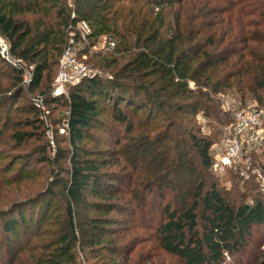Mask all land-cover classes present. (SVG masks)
Listing matches in <instances>:
<instances>
[{
  "label": "trees",
  "instance_id": "1",
  "mask_svg": "<svg viewBox=\"0 0 264 264\" xmlns=\"http://www.w3.org/2000/svg\"><path fill=\"white\" fill-rule=\"evenodd\" d=\"M66 1L0 0V38L22 64L14 67L0 55V147L6 131L11 149L33 140L39 143L34 148L37 164L55 170L47 190L54 186L63 191L61 217L70 233L69 238L57 237L48 225L53 220L52 198L10 202L0 211L5 241L0 242L1 264H77V247L94 261L91 264H127L129 254L115 238L122 229L123 235L142 227L147 219L157 249L179 264L252 263L250 253L243 251L252 233L264 230V196L252 184L240 186L235 176L229 189L221 187L212 172L213 145L232 116L211 97L231 90L242 98L264 95V0H76L72 8ZM168 8L173 10L170 32L162 36ZM78 21L91 28L90 47L108 36L121 58L103 56L95 63L106 71L101 80L84 79L68 87L66 98H53V76ZM80 55L88 60L94 54L83 45ZM122 55L126 59L119 63ZM30 67V82L24 85V69ZM22 99L25 108L19 109ZM35 99L45 108L59 103L66 109L64 143L69 151L51 147L46 133L53 122L49 116L44 121ZM200 113L217 124L209 135L194 124ZM104 115L123 127L124 138L117 129L113 148H85L92 131L112 135L100 119ZM128 148L134 155L129 160L123 155ZM48 150L55 151L53 157ZM135 160L138 163L129 166ZM64 163L66 169L61 168ZM9 168L0 167V191L9 188L10 180H22L21 175L7 178ZM137 188L143 196L138 212L120 202ZM151 188L156 207L154 200L146 201ZM29 205L38 207L35 222L32 211L28 219L22 214ZM81 206L94 216L80 220L84 240L79 242L75 208ZM155 212L158 218L152 216ZM44 235L49 238L42 243Z\"/></svg>",
  "mask_w": 264,
  "mask_h": 264
},
{
  "label": "rangeland",
  "instance_id": "2",
  "mask_svg": "<svg viewBox=\"0 0 264 264\" xmlns=\"http://www.w3.org/2000/svg\"><path fill=\"white\" fill-rule=\"evenodd\" d=\"M76 0H67L66 4H77L75 2ZM212 3H214V0H211ZM156 12V10H154ZM173 10L167 9L165 11V17H166V27L161 31L162 36H167L170 32L169 27L171 26V20H172V15ZM221 27V26H218ZM215 33L218 35H222V33L218 29H214ZM217 37L219 38L220 36ZM108 39V36L101 37L100 39L95 41V48H92V54H94L91 59L87 60L83 56L79 55L78 61L82 64H85L89 69L93 71H98L101 73H105L106 71L101 69L98 65L95 63L101 62V59L105 55H112L114 54L115 56H106L107 58H121V54L119 53H114L113 51L110 53L103 52V47L105 43V39ZM115 49V48H114ZM101 54V55H100ZM126 58H124V55H122V59L119 60V63L124 62ZM88 61V62H87ZM231 67V66H230ZM230 67L228 69L230 70ZM108 72V71H107ZM55 74V72H54ZM53 78H55L53 76ZM96 79V80H101V76H95L92 77L91 79ZM90 79V78H87ZM54 81V79H53ZM53 83V82H52ZM194 84L190 83V88H193ZM236 90H231L229 92H225L224 94H218L213 98L215 100V103H218L222 112L226 113L229 116H232L235 111H241V110H247L248 108L252 107H259V106H264V95L262 93H257L248 95L245 94V96L242 98L240 93L237 92ZM29 96V93H24L23 95ZM23 97V98H24ZM66 98V97H65ZM211 99H207L206 101L210 102ZM101 103V102H100ZM19 109L25 108V100L22 99L18 102L16 105ZM49 109V110H48ZM259 109H263L264 107H261ZM4 109L2 108V110ZM45 113L47 116H49L51 121L53 122L49 124V131L46 133L48 136L47 138L49 139V142L51 144V147L55 148L57 150H70L64 143V141L67 138L66 134V129L63 124L64 116L66 114V109L61 107L60 104L58 105H52L49 108H45ZM1 112H0V117H1ZM139 116V115H138ZM142 114L140 113V117ZM3 117V116H2ZM1 117V118H2ZM204 118V119H203ZM15 118V120H17ZM102 122L105 124V126L110 130L111 136H108L104 131L101 130H95L92 131L91 134L93 135L92 139L89 141H86L85 148L87 149H100L102 148L103 150L106 149H111L113 148V142L112 139H117L118 138V133L115 132V130L119 129V138L125 136L123 134V127L115 125L112 121L109 115H104L100 117ZM131 119V118H130ZM47 120V118H46ZM3 121V119H2ZM2 121L0 120V126ZM137 122H138V117H137ZM231 123V122H230ZM194 124H197V126H200V131L204 135H209L210 132L213 130V128L217 125L216 123L208 120L205 117H202L201 113L198 114L195 118ZM226 126V125H225ZM224 126V127H225ZM222 127V133H223V128ZM212 128V129H211ZM34 133H36V130L33 128L32 129ZM222 133L218 137V140L216 143L213 145L214 148H218L221 143V138H222ZM8 131L5 132L4 136V146L0 147V152L2 151L3 154L0 156V167L4 166L7 164L10 166L9 172L7 173V178H14L16 179V176L21 175L22 180H10L9 183V188L4 187L2 191H0V211L4 210L7 206L8 203L10 202H15L16 200H24L28 199L29 197H36L37 200L46 202L50 198H52V208H51V215L52 216V223L48 221V225L52 224L53 230L57 232V237L59 235L65 234L68 238L70 237L69 230L66 229L65 219H63V213H64V199H63V191L59 187H51V190H47L48 184H50L51 181L54 179V174L55 170H53L52 166L50 164H37L38 162L36 161L38 158V150L34 148L39 146V143H36L34 140L30 141L29 145L21 146V147H14V149H11V145L13 142L8 138ZM47 140V139H46ZM123 144L127 145L126 139L123 142ZM13 148V147H12ZM129 149V148H128ZM215 150V149H214ZM53 153H55L54 150H48V155L53 157ZM133 151L131 149L128 150L127 153L123 154L128 160L131 159L134 155L132 154ZM151 154V153H150ZM150 154L148 156H150ZM155 154L157 156V151H154L152 155ZM146 158V157H145ZM129 166L132 163H138L136 160L134 162L129 161ZM145 162V161H143ZM26 164H29L30 167L25 168L24 166ZM128 164L124 165L127 166ZM61 168L66 169V164H61ZM24 169V170H23ZM145 167H143L142 170H144ZM23 170V173L19 174V171ZM115 170V169H114ZM127 172H130L127 170ZM131 174V173H129ZM26 175V176H25ZM25 176V177H24ZM63 176V175H62ZM229 179V176L226 175L224 178H219L217 181L220 183L221 187L225 188V181ZM168 178H165V181H167ZM227 185V182H226ZM228 187H231L230 185H227ZM136 188V187H135ZM46 189V190H44ZM47 192V193H46ZM154 189H150L149 193L146 192V201H153L152 204L156 207V199H155V193ZM37 193H40L37 195ZM141 191L137 188L135 189L131 195L126 196L125 198L121 199V204L127 207L128 210L136 211L138 212L140 208V203L142 202L141 198L143 197L142 194H140ZM145 194V193H144ZM120 200V199H119ZM129 200L132 203H129ZM180 200L177 199V202ZM39 201V202H40ZM148 207H146L147 209ZM24 211L22 214L25 216L26 219H28L29 212L32 211L34 215V222L37 219L38 216V207H33V206H26L23 208ZM152 209V208H151ZM150 209V210H151ZM30 210V211H29ZM28 212V213H27ZM157 213V212H155ZM62 216V217H61ZM85 216H94V212H91L89 209H87L85 206H81L78 208H75V233L77 234V240L79 242H82L83 237L80 232L84 230V227L81 226L80 220H82ZM151 216V214L149 215ZM153 217H157L158 213L156 215H152ZM55 218H57V222L55 221ZM158 218V217H157ZM156 218V219H157ZM63 219V220H62ZM147 224L150 223V220L147 219ZM62 221V223H60ZM59 223V224H58ZM147 224L140 223L139 225L142 227H137L136 228H130L128 233L126 234H118V236L115 238L117 242V246H119L121 249H125L128 251L125 252L126 254H129L128 257V262L127 264H179L178 260L176 258H173L171 256L165 255L164 253L161 252V250L157 249L156 247V241L154 239V230L148 229L146 227ZM150 226V225H148ZM155 226V225H154ZM153 226V227H154ZM151 227V228H153ZM47 229V225L45 227ZM50 228V227H49ZM63 230V231H61ZM58 231L60 232L58 234ZM85 235V234H83ZM49 235H44L42 237V243L44 240H48ZM264 236V230H255L252 233V236L250 239H248L247 245L244 248L243 252H249L252 258V263L250 264H257V260L260 262L264 259V240L261 239ZM51 238V235H50ZM18 241H20L18 239ZM36 242V239L33 240ZM0 242H5L3 238V234L0 230ZM13 242V241H12ZM19 245H22L23 242H19ZM16 245V244H15ZM79 243L77 242V246ZM76 246V247H77ZM17 247V246H15ZM78 249V254H77V264H91L94 262L90 258L85 257V252H82L81 249ZM3 250V249H2ZM26 255V254H24ZM240 256V254H237V257ZM244 255L242 254V257ZM25 258V256H23ZM258 258V259H257ZM21 259V258H20ZM4 261L3 254L0 253V264ZM229 262V261H228ZM17 264H20L19 261H17ZM228 264H233L229 262Z\"/></svg>",
  "mask_w": 264,
  "mask_h": 264
},
{
  "label": "built area",
  "instance_id": "3",
  "mask_svg": "<svg viewBox=\"0 0 264 264\" xmlns=\"http://www.w3.org/2000/svg\"><path fill=\"white\" fill-rule=\"evenodd\" d=\"M68 6L72 8V4ZM91 32L90 26L85 21H78L74 31L69 35L70 39L58 61V71L51 85L50 94L53 98L67 97L68 87L75 86L84 79L103 76V73L93 71L78 61L83 45L89 47V53L95 48V45L90 47L88 43ZM114 48L115 42L106 38L102 51L110 53ZM0 55L12 66H22L20 61L10 55L8 44L2 38H0ZM31 69V67L24 69V85L30 82ZM37 100L35 99L34 102L46 121L45 107L42 105V100ZM212 172L219 178L229 176L224 185L226 189L230 188L227 185L231 184V177L235 176L239 179L240 186L245 188L252 184L255 187L254 191L264 196L263 109L252 107L233 113L231 123L223 128L220 146L215 148ZM226 259L230 261L229 257Z\"/></svg>",
  "mask_w": 264,
  "mask_h": 264
}]
</instances>
